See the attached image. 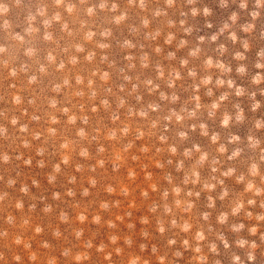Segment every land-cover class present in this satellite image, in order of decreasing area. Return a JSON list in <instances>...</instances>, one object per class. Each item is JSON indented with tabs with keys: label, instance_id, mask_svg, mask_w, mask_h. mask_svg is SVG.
Returning <instances> with one entry per match:
<instances>
[{
	"label": "clouds",
	"instance_id": "obj_1",
	"mask_svg": "<svg viewBox=\"0 0 264 264\" xmlns=\"http://www.w3.org/2000/svg\"><path fill=\"white\" fill-rule=\"evenodd\" d=\"M230 5L238 10L228 12L215 31L198 34L202 27H214L208 19L213 9L203 0H0V168L15 171L7 178L0 175V212L7 225L0 227V238L23 246L28 259L37 261L31 240L45 232L43 225L33 224L39 200L40 211L56 214L80 242V248L60 250L69 264L90 260L93 247L110 264L113 252L126 257L123 264H152L142 255L147 243H139V253L125 251L133 248L136 225L128 223V234L120 235L117 221L131 218V210L114 219L102 216L120 209L124 200L129 209L137 207L139 190L150 214L140 217L145 226L140 236L151 239L148 226L154 222L166 241L162 254L151 245L156 264H177L186 251L189 264H222L215 258L220 245L229 264H255L264 245V113H248L264 108V99H257L264 97V46L255 52L251 68L248 53L250 38L258 35L264 41V0H218L222 10ZM198 17L202 27L190 22ZM237 77L247 78V84ZM246 124L244 135L233 131ZM32 152L40 157L37 167L50 166L49 185L64 176L74 186L51 193L53 201L72 198V207L80 209L74 220L20 179V164L31 167ZM69 168L80 174L79 181L65 171ZM78 183L82 198L100 192L122 198L91 201L97 210L90 222L116 230L107 244L94 245L83 239L84 228L72 227L89 222V206L76 200ZM31 185L41 187L34 177ZM9 189L21 195L14 197ZM23 197L31 201L27 211ZM224 228L234 234L231 242ZM29 230L32 236L26 238ZM51 235L67 241L59 226ZM257 236L259 242L248 238ZM233 246L242 253L232 251ZM41 247L54 245L44 240ZM12 259L22 264L19 254ZM46 264H58L57 257L49 256Z\"/></svg>",
	"mask_w": 264,
	"mask_h": 264
},
{
	"label": "rangeland",
	"instance_id": "obj_2",
	"mask_svg": "<svg viewBox=\"0 0 264 264\" xmlns=\"http://www.w3.org/2000/svg\"><path fill=\"white\" fill-rule=\"evenodd\" d=\"M204 4H207L209 7H211L213 9V15L211 17H209L208 19L211 20L214 24V27L212 29H207V28H203V18H197L196 21H190L193 23H197L198 26L202 27V31L198 34H208L211 33L212 31L216 30V26H218L224 19H226L228 12L232 11V10H238L236 8L235 5H230L229 9L227 10H222L218 7V0H203ZM241 35H244L241 33ZM221 40H223V37L220 38ZM251 42H252V49L251 51L248 53V63L249 66L251 68V64L252 62L255 60V52L258 50L259 47L264 46V41L260 40L258 38H250ZM160 43L162 44L163 41L161 40ZM229 48H232V45L229 44L228 45ZM174 47V46H172ZM235 47H239V45L237 44ZM167 50H172L171 48L166 47V51ZM186 50H182L181 52H178V55H183L184 52ZM228 59H230V57H226ZM233 65H235V61L232 62ZM235 75V74H234ZM237 82L238 83H244L247 84V78H245L243 81H241L238 77H237ZM262 87H264V85H261ZM146 99H148V97H146ZM205 100H207V98H204ZM257 99H264V97H260L259 95L257 96ZM3 104H0V107H3ZM244 106L246 108V112H247V101L244 100ZM262 113H264V108H261L256 114H252V113H248V115L251 116H256L259 117ZM248 125H243L239 128H234L233 131L236 132L237 134H241L244 135L246 133ZM193 139L197 140L198 142L202 143V144H206V140L203 138H200L198 136V134H193ZM138 143H142V142H138ZM95 149V146L93 145V151ZM29 153H25V155L27 156ZM31 155H33V163L31 167H27L24 166L22 163L20 164V167L18 169V171H20L22 173L20 179L21 180H27V182L29 183L31 192L37 196H44L47 199L48 203H52L55 205H58V209H65L69 212L70 216H72L73 220L75 219V215L77 212L80 211V209L78 208H73L72 205L74 203V201L72 200V198L69 197H65L64 201H53L51 199V193L53 191H60L61 193L64 192L66 187H74L73 185L67 184V181L65 179L64 176H60L58 177V181L57 184L55 186L53 185H49L47 180H46V173L50 171V166L46 167L44 169H41L39 167H37L36 165V160L40 159V157L35 156V153L32 152ZM53 159H58L57 157H53ZM147 162V161H144ZM150 171H153L155 175L159 176L162 175V173L160 172V170L155 169L154 167L150 166ZM171 170V169H169ZM66 172L70 173V174H74L77 176L78 181L80 179V174L79 173H75L73 169L69 168L65 170ZM15 175V171H11V172H7L5 171L4 168H0V175H4L5 178H7V175ZM108 175L109 177L112 175L111 173V168H108ZM142 173H141V178L138 181V183H140V185L143 187L145 186L144 181H143V177H142ZM34 177L37 180L40 181V188H35L31 185V178ZM161 183L163 184L164 182L161 181ZM226 183H228L230 186H233L237 189H239L240 186L234 185L232 181H226ZM84 186H87L86 180L84 182ZM4 185L3 183H0V188H3ZM19 187V184H17V188ZM77 188V196H76V200L79 201L81 203V205H88L89 206V222L83 225L80 224H74L72 225V227H82L85 229L84 232V240L87 239H92L93 240V244L94 245H99L101 242L103 243H108V235L116 230H112V229H108L106 226H98L96 224H93L90 222L91 219V214L92 212L97 210V205L95 203H91V201L93 199H117L120 197H107L105 195V193L100 192L99 195L97 197H86V198H82L79 195V183L75 186ZM10 192H12V190L9 189ZM96 190L94 189L93 192H95ZM12 195L15 196H20L21 194L19 192H12ZM151 198H156V194H151ZM24 201H25V211H27V205L29 203H31V201H29V199L27 197H23ZM122 199V198H120ZM131 200V198H129ZM205 197L204 194H202L201 196V207L203 206ZM37 209L36 212H34L32 214L33 216V224H41L45 227V232L41 235H37L35 236L32 240H31V251L37 252L38 253V260L35 262H32L28 259L29 256V251L25 250L23 248V246H15L11 244V240H5L0 238V252L4 253V260H0V264H16V262L12 259V256L14 254H19L22 256V264H46V260L49 256H56L58 259V264H69L68 261H66L61 255H60V250L63 247H67L70 245H76L77 248H80V242L76 241L74 239V237L71 235V227L69 225H65V224H60L59 221L56 218V214H53L51 216H45L40 209L43 207V202L37 200ZM135 204L137 205V207L135 208H131L129 209V201L124 200L122 207L120 209H113L112 213H102V216L104 217L105 220L112 218L114 219V216L116 214L118 215H124V212L126 210H131L132 211V217H126L124 219L123 223H120L119 221H117L118 224V229H119V234L120 235H125L128 234V229H127V224L128 223H134L136 225L135 228V232H134V245L133 248L131 250L129 249H125L126 253L128 251H135L137 253H139V248L138 245L139 243H147L148 244V250L144 253H142V255H144L145 257H150L152 260V264H156L155 261V257L152 256L151 254V245L152 244H156L159 248H160V252L161 254L166 250L165 249V243L166 241L164 239H161L158 235V233L155 232V228H154V222L153 225L148 226L149 231L152 233V238L148 239V240H144L141 236H140V231L142 228H144L145 226L142 225L140 223V217L143 215H150L149 213H147L146 210V202H142L141 199L139 198V190H137L136 193V197H135ZM221 206L220 202L217 201V208H219ZM257 211L259 209H256ZM14 211V210H12ZM16 215H19V213H15ZM4 213L0 212V227H7V225L3 224L2 221V217H3ZM246 224L247 223H254L253 222H249V221H244ZM51 226V227H49ZM59 226L61 231L64 233V236L67 237V241H65L64 239H60L57 240L55 239L52 235H51V231L53 228ZM225 232V235L227 236V238L229 239V241L231 242L232 240L235 239L234 234H232L231 232H229L226 228L222 229ZM11 231V230H10ZM261 231H264V228H261ZM241 235L247 236L246 232H242ZM26 238L31 237L32 236V232L29 230L26 234H25ZM249 239H256L257 242H259L258 236L257 237H248ZM47 240L49 243H51L52 245H54L53 249H45L43 247H41V241ZM119 246L124 247L123 245V241L121 240L119 243ZM114 246L109 245V248L107 249V251H111L112 248ZM179 245H176L173 247V249L169 250V257L171 258V251L175 250L176 248H178ZM221 248V254L217 257H215L216 259H220L222 264H229V260H228V254L225 253V251L223 250L222 245H220ZM232 251H237L238 253H242V250L236 249L234 246L231 249ZM91 253V258L88 261H85L84 264H110V262L106 259H104V253H100L96 251V248L93 247L92 249L88 250ZM261 251H264V245H261L260 249L257 250V261L255 262V264H264V256L260 255ZM191 256L190 252H184V257L183 259H179L177 261V264H189V257ZM210 260L213 259V257L210 255ZM124 259H126V257L121 258L119 256H117L114 252L112 254V262L111 264H123Z\"/></svg>",
	"mask_w": 264,
	"mask_h": 264
}]
</instances>
